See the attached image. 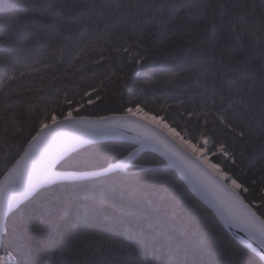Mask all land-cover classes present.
Returning a JSON list of instances; mask_svg holds the SVG:
<instances>
[{"label":"snow or ice","instance_id":"snow-or-ice-1","mask_svg":"<svg viewBox=\"0 0 264 264\" xmlns=\"http://www.w3.org/2000/svg\"><path fill=\"white\" fill-rule=\"evenodd\" d=\"M157 249L264 264V0H0V264Z\"/></svg>","mask_w":264,"mask_h":264},{"label":"trees","instance_id":"trees-1","mask_svg":"<svg viewBox=\"0 0 264 264\" xmlns=\"http://www.w3.org/2000/svg\"><path fill=\"white\" fill-rule=\"evenodd\" d=\"M37 2L38 3L42 2V0H37ZM10 11H11V9H9L8 6L4 7V14H8ZM173 51H175V49ZM113 107H115V104H113ZM102 211L104 212V214L111 215L115 212V209L110 208V207H106ZM52 255L53 254L51 252H49L47 255H41L40 257H38V259L48 261L52 258ZM166 259H167V257L162 255L161 252L159 251V249L155 250V252L153 250H149L144 255L145 264H152V262L154 260L164 261Z\"/></svg>","mask_w":264,"mask_h":264}]
</instances>
